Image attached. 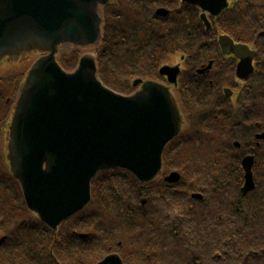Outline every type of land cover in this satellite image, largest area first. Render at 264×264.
I'll list each match as a JSON object with an SVG mask.
<instances>
[{
	"label": "flooded vegetation",
	"instance_id": "flooded-vegetation-1",
	"mask_svg": "<svg viewBox=\"0 0 264 264\" xmlns=\"http://www.w3.org/2000/svg\"><path fill=\"white\" fill-rule=\"evenodd\" d=\"M224 1L225 7L220 10L212 5L218 2L220 6ZM204 5L209 10H203ZM129 8L133 61L129 80L157 79L170 87L180 103L184 129L163 153V178L173 171L180 177L175 183L162 178L142 185L148 248L129 249L121 241H101V224L97 238L104 247L94 251L82 247L86 239L91 241L96 235L86 231L88 237L82 236L80 229L71 225L81 219L75 215L56 232L47 229L46 264H98L112 254H117L123 264H183V254L190 259L188 264H264V245L259 235L264 223V0H212L208 4L206 0H132ZM158 9L164 11L158 13ZM147 35L157 45L163 64L178 65L175 84L156 74L162 63L154 65L146 59L139 67V62H134L136 53L151 46V40L145 39ZM20 78V73L0 74V144ZM178 150L189 155L183 162L176 155ZM203 159L208 172L204 179L201 176H206L205 168L199 166ZM108 173L107 177L121 174ZM247 174L252 176V188L245 187ZM127 179L132 182L129 176ZM5 196L0 188V199ZM172 203L180 210V217L178 223L168 225L166 210ZM205 221L211 233L208 248L199 246L204 243L199 239V230ZM35 233L29 236L28 264H42L34 247L38 240ZM241 235L244 239L240 242ZM167 237L177 240L173 259L168 262L158 251L165 247ZM5 241L2 235L0 247ZM241 245L244 247H237ZM15 255L16 251L0 248V264H27Z\"/></svg>",
	"mask_w": 264,
	"mask_h": 264
},
{
	"label": "water",
	"instance_id": "water-1",
	"mask_svg": "<svg viewBox=\"0 0 264 264\" xmlns=\"http://www.w3.org/2000/svg\"><path fill=\"white\" fill-rule=\"evenodd\" d=\"M111 2L0 0V70L37 56L5 128L6 167L27 209L54 231L88 204L90 181L98 172L119 168L140 182L159 177L164 148L183 126L176 98L162 83L136 78L132 83L139 88L126 95L99 79L95 56L87 50L99 45L102 7ZM217 4L212 3L225 7V1ZM75 49L86 52L66 71L58 56ZM159 73L175 83L178 65H162ZM178 178L172 172L165 180ZM252 186L247 174L245 187ZM98 264L122 263L110 255Z\"/></svg>",
	"mask_w": 264,
	"mask_h": 264
},
{
	"label": "rangeland",
	"instance_id": "rangeland-1",
	"mask_svg": "<svg viewBox=\"0 0 264 264\" xmlns=\"http://www.w3.org/2000/svg\"><path fill=\"white\" fill-rule=\"evenodd\" d=\"M120 1L123 5V8L130 9L129 6L132 0H120ZM120 22H122L120 29L128 28V24H129L128 12L124 14L122 18H120ZM110 25L114 29L118 27L117 23L114 21H111ZM137 26L139 27V23L137 24ZM154 46H155V43L152 44V47ZM150 47L151 46H149V49ZM145 51L147 52V50ZM116 52H119L121 54L120 56L117 57V60H116L117 65H121L125 60L122 57L123 53L121 51H116ZM143 59L148 60V58L145 55H143ZM75 61H76V55L70 56V60L67 64L65 63L66 64L65 67L69 69L72 68L75 64ZM158 61L159 60H157L155 63H158ZM112 62H113V65L115 66L116 65L115 57H113ZM127 62L128 60L126 61V64ZM107 66H110V65H107ZM101 79L105 82V79L103 77ZM112 79H115V80H113V83L111 86L109 85L110 87L114 88L115 90L116 88L118 89L121 88L123 90H126L127 92L131 91L129 87L127 88L128 79H124L126 80V83L124 84L125 87L123 85H120V82H119V81H122L123 78H112ZM112 79L109 78L108 80L112 81ZM176 155H180V159H179L180 162H183V159H186L189 156L188 154L182 153L181 151H179V154L177 153ZM177 163L178 162H176V164ZM200 163H201L199 165L200 169L202 170L203 168H205L204 170L206 172L205 177L207 178L208 172H207V167H206V164H207L206 159L200 160ZM0 176L3 178L2 186H7L9 188V190L7 189L8 195L6 193V197L8 199L7 198L0 199V237L2 235L6 236L5 244L0 248L1 250H6L10 252L16 251L15 257L21 258L22 261L27 263V260L30 254L29 237H27L28 233L27 232L24 233V230L18 229V226L22 223L23 227H27L29 229L32 225H29L30 221L27 215L25 214V212L23 211V209L20 208L19 202L16 203V205H14L13 199L16 200L17 198L16 188L14 184L10 181L7 174H5V171L3 170V167L1 165H0ZM107 176H109V173L104 174L94 184L93 190H92V194H93L92 203H90L89 207L87 208L85 216L82 217L80 222H78V220L72 221L71 225L74 227H80L82 225L86 226L87 224L92 223L97 216H98V221L101 222V225H105V226L108 224L114 225V222L112 220L119 218V220L122 222L120 223L121 228L119 230L115 228L110 233V235H113V236L119 235V237L116 238V240H121L122 242H125L127 244V247H129V249L130 248L142 249L145 244L144 238H146V230L145 231L143 229L140 230L137 227L136 222H134V220L137 219L135 216L130 217L128 216L127 213L123 212L124 199L121 198V197H124L126 201L129 202L130 207L133 206L134 202L138 203V196L136 194L139 192V187H137L136 184L133 182H130V185L128 186H123V185L118 186L117 180L111 177H107ZM201 177L204 179V176H201ZM188 178H190V175ZM117 191L121 194H117ZM9 198L11 199L10 201H9ZM176 201L180 202L181 198H176ZM176 206L177 205L176 204L173 205V203L170 206H167L168 209L166 211H168L167 213L169 215L167 216L166 223L168 225H169V222H172V223L179 222L180 210L176 208ZM96 224L97 222H94L92 228H90L89 231H94V227L96 226ZM138 224L142 225V221H140V219L138 221ZM203 225L204 227L199 230V233L202 234L200 235L199 239L200 241H204V243L199 244V246H205L208 248L209 240H211L210 239L211 233L207 231L208 228H207L206 221L203 223ZM109 228L106 229L102 233L103 236L100 235L101 241L106 242L108 240V239L104 240V237H105L104 235L108 233ZM30 229L34 231L35 228L31 227ZM66 232L67 231L62 230V234H66ZM249 232L253 233L254 231H249ZM95 234H97V231L94 232L93 236H95ZM259 235L261 238V242L264 245V223H261ZM36 236L38 237V240L37 242L34 243V247L38 251V260L40 261V263L46 264L48 263V257H47V252H46L48 248V245H47L48 244V233H43L41 236L39 235H36ZM133 238H135L136 240L135 242L132 241ZM243 239H244V236L241 235L239 241L241 242ZM175 240H172L171 238L167 237L164 240L165 247L158 250L160 251V254H163L162 258L166 259L167 262L170 261L171 258L173 259V248L175 247ZM84 242L86 243L85 245L82 244V247H87V249H91L92 251H94V249H96L97 247H103V245L101 246L100 243L98 242V238H97V241H96V238L94 237L91 238V241L88 238ZM189 246H192V245L188 244V247ZM237 247H244V246L241 245ZM144 248H148V246H144ZM169 253L171 254V256H166V257L164 256V255H168ZM186 255L187 254H183L181 257V261L183 262V264H188L190 262V259H187ZM172 262L174 261L172 260L170 263Z\"/></svg>",
	"mask_w": 264,
	"mask_h": 264
},
{
	"label": "trees",
	"instance_id": "trees-1",
	"mask_svg": "<svg viewBox=\"0 0 264 264\" xmlns=\"http://www.w3.org/2000/svg\"><path fill=\"white\" fill-rule=\"evenodd\" d=\"M114 41H115V39H112V34L110 35L109 33L104 38L103 46L101 48V53H100V62H101V64L105 63V54H106L107 50L108 51L110 50V52H111V49H112L111 44H114ZM122 42H124V40ZM124 44H125V42H124ZM124 76L129 78L130 74L128 75V73L126 72V74ZM92 226H93V222L90 223V224H87L86 226H83L82 229H80V230L81 231H89L90 228H92Z\"/></svg>",
	"mask_w": 264,
	"mask_h": 264
}]
</instances>
